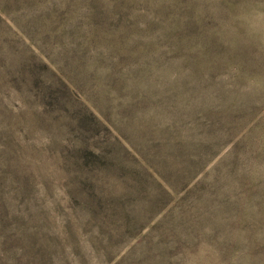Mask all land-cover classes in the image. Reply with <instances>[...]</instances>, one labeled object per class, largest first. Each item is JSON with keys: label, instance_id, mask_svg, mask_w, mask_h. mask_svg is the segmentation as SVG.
<instances>
[{"label": "rangeland", "instance_id": "rangeland-1", "mask_svg": "<svg viewBox=\"0 0 264 264\" xmlns=\"http://www.w3.org/2000/svg\"><path fill=\"white\" fill-rule=\"evenodd\" d=\"M126 2L123 38L51 34L40 44L45 72L38 45L0 14V264H264V0ZM16 6L12 18L35 27L33 16L49 15ZM161 16L203 23L242 78L229 62L209 74L173 55ZM236 95L243 120L259 122L237 150L204 123L218 98ZM185 142L188 171L204 168L196 195L181 213L175 196L164 222L135 241L166 202L140 160L181 180Z\"/></svg>", "mask_w": 264, "mask_h": 264}, {"label": "trees", "instance_id": "trees-1", "mask_svg": "<svg viewBox=\"0 0 264 264\" xmlns=\"http://www.w3.org/2000/svg\"><path fill=\"white\" fill-rule=\"evenodd\" d=\"M32 2L38 9L49 12V15L43 19L33 16L40 23H43L41 27H35L31 19L25 22L24 20L12 18L13 14H18L14 10V8H18L16 5L20 6L23 3L30 5ZM124 4H127L126 0H22L20 4L17 0H0V14L1 16L11 18L14 24L27 35L28 40L35 46L38 45L39 55L43 58V63L39 61L42 67L41 72H45L49 70V57L43 48L40 47V44L42 45L44 40L51 38V34L53 40L59 41L66 33H71L74 36L81 37V39L84 38L88 45L95 42L104 30L107 34L114 30L120 38H123V35L127 32V28L125 26L120 27L121 24L119 25L117 21L120 18L119 15L124 8ZM165 17L161 16L160 20L165 18L164 22L166 23V31L168 34L167 39L169 42H174L179 46V49L172 50L170 48L173 55L176 53L181 56L184 55L188 58L185 63H193L198 72L201 71L209 74L222 73L225 70V62H229L233 65L235 79L240 80L242 78L244 74L242 65L236 61L232 53L221 51L215 40L209 41L206 39L208 35L205 33L206 28L203 23L201 27H198L194 23L183 20L182 18H178L176 21H169L167 19L170 16ZM177 24L182 25L180 30L175 28ZM49 26L54 28L55 33H53V29L50 32ZM47 27L48 30H46ZM27 28L29 29L27 30ZM156 28L157 26L152 30ZM30 30L32 33H30ZM83 30H86V32L83 33ZM123 57L124 60L128 59L125 54ZM121 63L123 62H118V66ZM201 63L203 64L201 65ZM36 82H42V80L34 77V84ZM217 100L223 107L209 110L205 114L204 123L208 128L212 129L215 138L223 135V139L226 140L224 144H233V149L237 150L247 139V134L251 133L259 125V122L255 121L256 119L250 122L243 120L246 117V113L239 106L240 100L237 95L229 102H224L221 98ZM90 116L92 120L94 119L98 122L99 116L93 111H91ZM92 120L89 121L93 122ZM189 151L187 142L183 143L179 148L181 157H179L176 173L184 170L185 175L182 176L183 178L181 180L178 178L176 181H171L160 176L163 165L159 166L158 164H154L146 158L145 160H140V163L143 164L146 171L150 172L152 176H158L160 178L161 181L158 186L161 188L166 202H164L163 207L149 225L137 232L135 241H141L145 237L142 236L145 229H147L148 233L146 236H148L156 230L159 224L164 222L169 216V212L166 210L172 205L175 196H178L179 200L173 210H179V213H181L184 211V208H188L189 198L196 195L200 184H195V182L198 180L201 174L200 172L204 168L199 166L195 169L197 171H192L193 169L188 171L190 168L186 167V160ZM168 172L170 174L173 173L172 171ZM134 246L133 248H135ZM119 262H123V259H120Z\"/></svg>", "mask_w": 264, "mask_h": 264}]
</instances>
